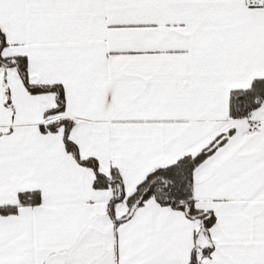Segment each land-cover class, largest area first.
Here are the masks:
<instances>
[{
  "label": "crops",
  "instance_id": "0c3cea01",
  "mask_svg": "<svg viewBox=\"0 0 264 264\" xmlns=\"http://www.w3.org/2000/svg\"><path fill=\"white\" fill-rule=\"evenodd\" d=\"M4 58L25 57L32 85H61L70 140L126 199L154 171L215 145L194 171L196 208L211 212L213 250L199 264H264V99L231 119L230 95L264 79V6L248 0H0ZM9 91V105L6 103ZM52 93L33 95L0 68V264H190L196 224L150 199H126L44 133ZM259 122L257 133L249 127ZM38 192L37 206L19 195ZM115 219V220H114ZM199 241L201 244H199Z\"/></svg>",
  "mask_w": 264,
  "mask_h": 264
},
{
  "label": "trees",
  "instance_id": "16d2710c",
  "mask_svg": "<svg viewBox=\"0 0 264 264\" xmlns=\"http://www.w3.org/2000/svg\"><path fill=\"white\" fill-rule=\"evenodd\" d=\"M7 47L4 33L0 29V68H16L22 82L29 93L33 95L52 93L56 97V107L45 114L46 124L41 125L44 133H56L61 128L64 129L65 148L75 160L82 166L92 169L95 174L94 187L96 189H112L114 196L109 204L112 209L116 204L126 199L124 182L121 175L112 170L111 177L100 173L98 162L95 159L83 160L80 157L79 149L70 140V132L75 126V122L67 118H59L48 121L50 116H58L65 112L66 98L64 88L61 85H32L28 78V61L25 57L4 58L2 53ZM6 103L9 105V91L6 89ZM264 99V79H256L252 86L246 90L233 91L230 95L231 119L250 118L251 114L259 107ZM215 145L196 157H184L177 163L161 168L150 175L138 186L135 194L126 199L129 207L128 215L122 220H115V223L129 220L135 211L145 205L150 200H156L160 205L184 212L188 219L193 221L197 230L195 237L205 235L209 239V244L205 248H194L190 264H199L198 257L210 256L213 247L209 237V230L214 225L216 219L211 212L200 211L196 208L194 197V171L204 162L214 151ZM41 203L38 192H25L19 195V205L37 206ZM18 206L0 207V215H12L17 212Z\"/></svg>",
  "mask_w": 264,
  "mask_h": 264
},
{
  "label": "built area",
  "instance_id": "2783aa9c",
  "mask_svg": "<svg viewBox=\"0 0 264 264\" xmlns=\"http://www.w3.org/2000/svg\"><path fill=\"white\" fill-rule=\"evenodd\" d=\"M248 5L250 7H261L264 6V0H248ZM260 129L259 122H254L248 129V132L257 133Z\"/></svg>",
  "mask_w": 264,
  "mask_h": 264
},
{
  "label": "rangeland",
  "instance_id": "374dc122",
  "mask_svg": "<svg viewBox=\"0 0 264 264\" xmlns=\"http://www.w3.org/2000/svg\"><path fill=\"white\" fill-rule=\"evenodd\" d=\"M201 242L203 243V241H199V244H201Z\"/></svg>",
  "mask_w": 264,
  "mask_h": 264
}]
</instances>
